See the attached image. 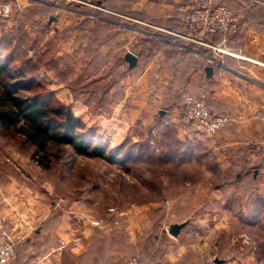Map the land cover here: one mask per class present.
Returning a JSON list of instances; mask_svg holds the SVG:
<instances>
[{"label":"rangeland","instance_id":"rangeland-1","mask_svg":"<svg viewBox=\"0 0 264 264\" xmlns=\"http://www.w3.org/2000/svg\"><path fill=\"white\" fill-rule=\"evenodd\" d=\"M55 1L61 3L60 51L51 36L41 47V31L21 30V45L9 49L10 65L33 79L25 93H51L70 107L81 120L79 131L105 144L107 157L61 142L51 143L42 161L24 136L0 127V188L13 185L21 193L18 202L34 211L31 225L47 214L43 223H58L67 232L102 227L103 239L117 245L123 264L131 256L145 264H264V215L252 212L244 192L239 194L245 185L216 178L213 162L199 153L184 155L181 135L167 127L107 132L103 115L118 102L126 72L118 54H102V29L87 15V1ZM120 146L132 150L133 159L113 155ZM186 220L185 233L172 237L169 224Z\"/></svg>","mask_w":264,"mask_h":264},{"label":"crops","instance_id":"crops-1","mask_svg":"<svg viewBox=\"0 0 264 264\" xmlns=\"http://www.w3.org/2000/svg\"><path fill=\"white\" fill-rule=\"evenodd\" d=\"M85 1L92 8L87 15L102 29V54H118L127 73L119 82L118 102L109 115H103L107 132L135 127L156 128L157 132L167 127L181 135V144H186L184 155L186 150L194 157L199 153L201 160L213 162L216 178L245 185L244 191L236 190L244 192L252 212L264 215V153L254 148L263 132L264 118V6L222 0L238 14L239 33L208 35L200 43L177 35L184 30L179 7L189 0ZM0 5H7V13L0 15V48L4 53L17 47L20 29L41 31V47L52 37L60 51V2L0 0ZM10 38L11 46L5 42ZM74 39L70 41L74 43ZM128 52L138 56L133 68L125 60ZM207 67H212L210 73ZM189 95L204 97L215 113L230 118L218 134L210 136L193 125L180 127L175 122ZM227 172H232L229 178ZM1 185L0 229L7 227L17 242L12 264H123L117 245L103 239L102 227L84 226L82 231L67 232L58 223H43L47 214L41 223L31 225L34 211L18 202L19 191L13 185ZM174 223L182 222H171L168 228ZM185 227L176 237L169 234L177 238L185 233ZM74 235L80 238L77 245L71 242ZM61 239L69 242L65 248H61Z\"/></svg>","mask_w":264,"mask_h":264},{"label":"trees","instance_id":"trees-1","mask_svg":"<svg viewBox=\"0 0 264 264\" xmlns=\"http://www.w3.org/2000/svg\"><path fill=\"white\" fill-rule=\"evenodd\" d=\"M12 39H6V44L11 46ZM17 41L21 45L18 35ZM12 54L4 53L0 48V127L24 136L43 154L42 161L50 156V144L61 142L72 145L79 153L106 158V145L79 131L81 120L70 107L54 101L51 93L28 95L24 92L32 88L33 79L22 78L26 75L24 68L12 69ZM13 79L16 80L14 83ZM120 154H123V162L135 155L121 146L113 152L118 157Z\"/></svg>","mask_w":264,"mask_h":264},{"label":"built area","instance_id":"built-area-1","mask_svg":"<svg viewBox=\"0 0 264 264\" xmlns=\"http://www.w3.org/2000/svg\"><path fill=\"white\" fill-rule=\"evenodd\" d=\"M250 7L264 6V0H238ZM179 12L184 24V31L177 35L183 39L204 43L208 35L234 36L240 31L239 16L232 8L224 5L222 0H190L180 5ZM7 13V5H0V15ZM230 118L215 113L204 97L189 95L185 98L184 108L178 113L176 123L193 125L200 131L213 136L218 134ZM255 150L264 153V118L263 132L255 143ZM79 237L71 242L77 245ZM61 248L69 242L60 240ZM17 242L7 227L0 229V264H12L17 257ZM125 264H145L138 256H131Z\"/></svg>","mask_w":264,"mask_h":264},{"label":"water","instance_id":"water-1","mask_svg":"<svg viewBox=\"0 0 264 264\" xmlns=\"http://www.w3.org/2000/svg\"><path fill=\"white\" fill-rule=\"evenodd\" d=\"M125 60L129 63V67L130 68H133L136 66L137 62H138V56L132 52H128L126 55H125ZM207 72L210 73L211 70H212V67H207ZM163 114V112L161 113ZM188 224V221H184L182 223H174L170 226V229H169V233L172 235V236H178L179 233L181 232V229L183 227H185L186 225ZM219 262V261H218Z\"/></svg>","mask_w":264,"mask_h":264}]
</instances>
